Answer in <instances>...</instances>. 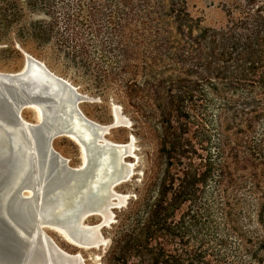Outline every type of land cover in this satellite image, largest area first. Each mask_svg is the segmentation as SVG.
<instances>
[{
  "label": "trees",
  "instance_id": "16d2710c",
  "mask_svg": "<svg viewBox=\"0 0 264 264\" xmlns=\"http://www.w3.org/2000/svg\"><path fill=\"white\" fill-rule=\"evenodd\" d=\"M82 1L68 28L125 79L159 142L102 264H264V210L235 185L264 164V0H227L221 28L187 0Z\"/></svg>",
  "mask_w": 264,
  "mask_h": 264
},
{
  "label": "bare ground",
  "instance_id": "6f19581e",
  "mask_svg": "<svg viewBox=\"0 0 264 264\" xmlns=\"http://www.w3.org/2000/svg\"><path fill=\"white\" fill-rule=\"evenodd\" d=\"M94 101L27 52L20 70L0 71V105H4L0 159H5L0 162V215L19 236L33 242V247L19 252L25 257L21 264H85L80 252L62 249L46 228L56 230L80 250L95 249L96 244L106 242L100 232L101 222L112 220L113 207L119 208L129 196L117 187L131 181L134 174L135 164L127 158L134 154L135 138L119 143L108 138L111 131L107 132L129 128L131 121L120 106L113 105L114 123H99L81 107ZM18 107H23V126L15 121L14 110ZM24 109L34 114L35 121L25 119ZM24 127L38 130L42 139L54 135L51 151L60 163L45 153L44 146L37 155L25 138ZM61 138L79 148L81 163L77 167L56 151L54 142ZM94 216L100 217V223H88ZM28 230L34 231L33 236L27 234ZM37 231L53 248L36 244Z\"/></svg>",
  "mask_w": 264,
  "mask_h": 264
},
{
  "label": "rangeland",
  "instance_id": "374dc122",
  "mask_svg": "<svg viewBox=\"0 0 264 264\" xmlns=\"http://www.w3.org/2000/svg\"><path fill=\"white\" fill-rule=\"evenodd\" d=\"M226 1L187 0V4L191 15L202 19V26L221 28L228 22L222 7ZM77 2L78 0H53L49 9L30 0H0V71L20 70L27 52L43 61L58 75L68 79L82 93L95 99L92 103L81 104L90 118L111 125L114 123L113 105L122 108L124 115L131 121V127L112 129L108 138L119 143L135 138L134 154L127 158L135 164L134 174L131 181L117 187L119 192L133 196L128 201L129 205L132 199L142 193L148 172L156 163L158 133L154 121L145 118L133 106L134 101L126 92L125 79L108 73V63L99 58L98 48L91 43L80 47L81 37L76 36L77 31L68 28L67 15L73 13ZM82 2L86 8L88 1ZM22 114L27 121H35L34 114L28 109H24ZM54 147L70 161L71 166L77 167L81 163L80 150L70 140L56 139ZM235 185L238 188V197L248 212L264 210V164H255L253 176H238ZM126 207L114 210L115 222L103 229L107 241L105 249L80 250L56 230L46 228V231L62 249L69 253L80 252L85 264H102V258L111 245L117 217ZM100 221L98 216L88 219L90 224H98Z\"/></svg>",
  "mask_w": 264,
  "mask_h": 264
},
{
  "label": "water",
  "instance_id": "95a60500",
  "mask_svg": "<svg viewBox=\"0 0 264 264\" xmlns=\"http://www.w3.org/2000/svg\"><path fill=\"white\" fill-rule=\"evenodd\" d=\"M4 105H0V119L3 118V108ZM23 107H18L16 110H14V116L15 121L18 125H22L20 121V114ZM2 112V113H1ZM5 114V113H4ZM4 119V118H3ZM23 126V125H22ZM113 128L108 130L111 131ZM23 132L25 134V138L28 142H30V145L33 149H35L37 155L40 153V147L44 146V151L47 155L51 156V159L54 160L57 163H60L58 157L52 153L51 147L53 144V141L55 139V136H48L44 139H42L41 135H37V132H39L36 129H28L26 127L23 128ZM78 143V142H77ZM80 145V144H79ZM1 158L0 162H5V159ZM65 169V166H64ZM66 170V169H65ZM67 172V170H66ZM130 177H128L129 179ZM132 195H129L124 202L121 203V205L118 207H113V210H119L128 205V201L130 198H132ZM1 213V212H0ZM8 214L11 215V211L8 209ZM116 215L113 216V219L103 223V221L100 224V232L103 233V229L110 227L114 221H115ZM34 230L37 229V225L33 227ZM32 229V230H33ZM28 232V233H27ZM26 233L28 235L33 236L34 231L28 230ZM39 243L44 247H52V244L50 242H47L46 239L41 235L40 232L37 231L36 234V244ZM106 242H101L96 244L95 248H99L101 245L106 244ZM35 245V244H34ZM33 247V242H28L27 240L23 239L19 234L16 232V230L13 228V225H10L9 223L4 220V218L0 215V264H21V262L24 261V258H22V254L19 253L21 250L28 249V247ZM53 248V247H52ZM28 252H26L27 254Z\"/></svg>",
  "mask_w": 264,
  "mask_h": 264
}]
</instances>
